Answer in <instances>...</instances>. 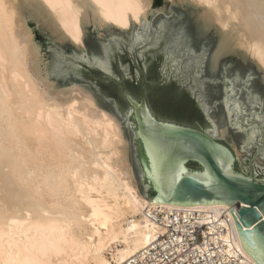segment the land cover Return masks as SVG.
I'll list each match as a JSON object with an SVG mask.
<instances>
[{
	"label": "bare ground",
	"instance_id": "obj_1",
	"mask_svg": "<svg viewBox=\"0 0 264 264\" xmlns=\"http://www.w3.org/2000/svg\"><path fill=\"white\" fill-rule=\"evenodd\" d=\"M16 1L0 0V264H122L158 231L147 211L222 210L232 217L235 205L154 203L140 192L119 121L78 86H55L53 63ZM190 1L219 28V46L242 48L260 68L262 0ZM31 2L36 22L59 39L80 41L82 25L144 21L152 0ZM240 105L228 97L226 110L238 115ZM234 228L232 249L242 264H257Z\"/></svg>",
	"mask_w": 264,
	"mask_h": 264
},
{
	"label": "rangeland",
	"instance_id": "obj_2",
	"mask_svg": "<svg viewBox=\"0 0 264 264\" xmlns=\"http://www.w3.org/2000/svg\"><path fill=\"white\" fill-rule=\"evenodd\" d=\"M16 3L20 5L21 13L26 17L32 29L34 41L41 48L47 60L53 63L50 65L49 75L55 86L58 89L71 84L78 86L89 93L100 109L119 121L127 143V157L133 170L135 184L139 191L146 193L148 197L152 196V191L141 173L137 142L133 134L134 125L129 117V108L126 104L119 103L101 85V82L114 80H111L106 74L104 65L97 63V60L110 61L109 67L112 73L120 77V82L125 88L126 81L134 85L139 84L140 87L142 77L147 82V75L159 85L169 84L160 79V70L169 54L166 49L175 43L176 36L173 29L177 26L178 18L183 17L185 23L190 22L193 29H201L202 38L193 45L196 52L193 60H199L203 65L205 76L215 80L214 84L208 85L210 95L205 96L198 89L194 92L182 91L197 110L196 114L191 116L193 120L189 123L178 121L164 114H154L162 120L196 127L207 133L212 132L213 138L227 144L235 154L234 169L236 171L264 181V159H261L260 155L262 135L259 127L256 128V136L246 146V150H241L242 140L255 123L253 113L262 117L261 122H264V106L250 99L249 89L245 86V78L247 73L253 72L264 79V73L260 72L254 59L240 47L231 45L222 55L217 54L221 32L217 25L207 22L204 16L202 17L203 9L200 5L190 0H152L146 13V21L132 20L126 30L114 25H104L97 29L82 25L81 40L79 44H76L70 38L59 39L42 22H36L31 16V0H17ZM54 50L61 57L55 55ZM106 52L114 53V57L106 56ZM201 53H203V58ZM94 57L96 59H93ZM120 65L127 67L129 78L123 77ZM213 65H215L214 73L210 71ZM226 68L227 72H225ZM137 73L140 75L137 76ZM237 74L239 79H237ZM225 81L230 83L226 84ZM175 86L177 87L176 84ZM226 87L234 90L233 94L228 97L243 105L238 115L232 113L231 122L224 105ZM253 87L259 89V80L254 83ZM137 92L131 95L138 98L139 89ZM238 116L239 119H237ZM209 124L212 125L211 128ZM237 126L247 131L241 133L234 130ZM253 162L259 167H253ZM191 166L195 167L193 164Z\"/></svg>",
	"mask_w": 264,
	"mask_h": 264
},
{
	"label": "water",
	"instance_id": "obj_3",
	"mask_svg": "<svg viewBox=\"0 0 264 264\" xmlns=\"http://www.w3.org/2000/svg\"><path fill=\"white\" fill-rule=\"evenodd\" d=\"M114 81L129 108L141 173L153 202L235 205L230 212L242 247L257 264H264V181L236 171L235 154L224 142L202 129L155 116L143 77L138 98L120 80ZM214 184L222 187L218 190Z\"/></svg>",
	"mask_w": 264,
	"mask_h": 264
},
{
	"label": "built area",
	"instance_id": "obj_4",
	"mask_svg": "<svg viewBox=\"0 0 264 264\" xmlns=\"http://www.w3.org/2000/svg\"><path fill=\"white\" fill-rule=\"evenodd\" d=\"M146 217L158 228L150 243L122 264H242L232 249L233 216L220 210H152Z\"/></svg>",
	"mask_w": 264,
	"mask_h": 264
},
{
	"label": "snow or ice",
	"instance_id": "obj_5",
	"mask_svg": "<svg viewBox=\"0 0 264 264\" xmlns=\"http://www.w3.org/2000/svg\"><path fill=\"white\" fill-rule=\"evenodd\" d=\"M264 3V0H262ZM94 4V0H93ZM176 6V5H174ZM208 8H213L215 5L213 3H208L206 5ZM128 24H122L121 28L128 29ZM176 40L173 45L169 46V49L166 51L169 52L165 63L162 65L160 70V79L166 83H175L177 85L178 91H195L198 89L203 95L208 96L210 95L208 85L214 84V78L205 76L203 71V65L199 62V60H193V57L196 56V52L193 49V45L198 42L199 39L202 38L201 29L195 28L193 29L191 23H185L184 18L180 17L177 21V26L173 29ZM75 40V38L73 37ZM261 40L264 42V25L261 26ZM76 44H79V40H75ZM225 48L223 44L217 48V54L222 55L225 52ZM152 51V49H149ZM106 56L114 57V53L106 52ZM201 57L203 58V53H201ZM93 59H96L95 57ZM97 63L103 64L105 67L106 74L114 80L119 82L120 77L116 76L112 73L109 64L110 61H106L104 59H98ZM121 74L125 79L129 78V73L127 71V67L124 65H120ZM260 72L264 73V55L261 56V63H260ZM213 73L215 72V65H213L212 69H210ZM227 72V68L225 69ZM137 76L140 74L137 73ZM237 79H239V75L237 74ZM259 80V89L253 87L254 83ZM225 83H230L229 81H225ZM245 86L249 89V97L250 99L256 100L264 106V79L257 76L253 72H249L245 78ZM225 102H226V109H227V99L228 96L233 94V89L226 87L225 88ZM209 107H215L214 105H208ZM243 107V105H240ZM227 115L231 122L232 113L227 111ZM246 115V113H245ZM239 119V116L237 117ZM253 120L255 123L252 125V131L250 135H246L245 138L241 142V150L245 151L246 146L250 143V141L256 136V128L259 127L262 135V151L260 153L261 159H264V122L262 121V117L256 116L253 113ZM247 123V121H245ZM230 126L231 123H230ZM211 128L212 125L209 124ZM236 131H240L241 133H245L246 129H241L238 126L234 128ZM232 159H235L233 157ZM253 167H259L253 162ZM243 171V169H241ZM227 175V174H226ZM174 187L176 185H173ZM218 190L222 187L221 185L214 184Z\"/></svg>",
	"mask_w": 264,
	"mask_h": 264
},
{
	"label": "trees",
	"instance_id": "obj_6",
	"mask_svg": "<svg viewBox=\"0 0 264 264\" xmlns=\"http://www.w3.org/2000/svg\"><path fill=\"white\" fill-rule=\"evenodd\" d=\"M101 85L119 103L122 105H127L121 96L120 88L116 82H101ZM125 85L130 94L135 95L138 93L137 91L139 89V84L134 85L129 81H126ZM146 99L150 108L156 111H153L154 113L171 116L178 121H185L186 123H189V121L193 120L191 116L195 115L197 111L189 101L187 95L181 91H178L174 83L159 85L156 83V81L149 79L148 75L146 85Z\"/></svg>",
	"mask_w": 264,
	"mask_h": 264
}]
</instances>
